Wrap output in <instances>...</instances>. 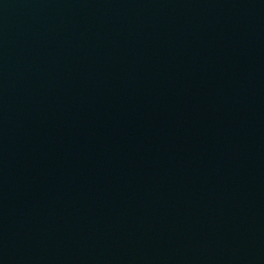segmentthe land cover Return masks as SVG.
<instances>
[{
  "label": "water",
  "instance_id": "water-1",
  "mask_svg": "<svg viewBox=\"0 0 264 264\" xmlns=\"http://www.w3.org/2000/svg\"><path fill=\"white\" fill-rule=\"evenodd\" d=\"M0 264H264V0H0Z\"/></svg>",
  "mask_w": 264,
  "mask_h": 264
}]
</instances>
